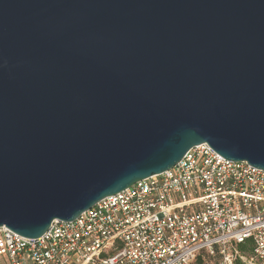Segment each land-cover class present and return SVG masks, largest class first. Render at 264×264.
<instances>
[{
	"label": "water",
	"instance_id": "water-1",
	"mask_svg": "<svg viewBox=\"0 0 264 264\" xmlns=\"http://www.w3.org/2000/svg\"><path fill=\"white\" fill-rule=\"evenodd\" d=\"M204 143L264 171V0H0V228L39 238Z\"/></svg>",
	"mask_w": 264,
	"mask_h": 264
},
{
	"label": "built area",
	"instance_id": "built-area-1",
	"mask_svg": "<svg viewBox=\"0 0 264 264\" xmlns=\"http://www.w3.org/2000/svg\"><path fill=\"white\" fill-rule=\"evenodd\" d=\"M202 253L264 264V171L206 143L39 238L0 228V264H194Z\"/></svg>",
	"mask_w": 264,
	"mask_h": 264
},
{
	"label": "trees",
	"instance_id": "trees-1",
	"mask_svg": "<svg viewBox=\"0 0 264 264\" xmlns=\"http://www.w3.org/2000/svg\"><path fill=\"white\" fill-rule=\"evenodd\" d=\"M249 246H250V243L248 242L247 244L241 245L240 249H241V251L245 252V251H248ZM205 255H207V254L202 253L200 256H198L194 264H203L204 263L203 258Z\"/></svg>",
	"mask_w": 264,
	"mask_h": 264
},
{
	"label": "rangeland",
	"instance_id": "rangeland-1",
	"mask_svg": "<svg viewBox=\"0 0 264 264\" xmlns=\"http://www.w3.org/2000/svg\"><path fill=\"white\" fill-rule=\"evenodd\" d=\"M203 264H219V257H216V259H212L211 257L205 255L203 258Z\"/></svg>",
	"mask_w": 264,
	"mask_h": 264
}]
</instances>
